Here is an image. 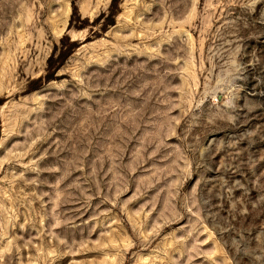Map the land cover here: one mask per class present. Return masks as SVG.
Wrapping results in <instances>:
<instances>
[{
	"label": "rangeland",
	"instance_id": "rangeland-1",
	"mask_svg": "<svg viewBox=\"0 0 264 264\" xmlns=\"http://www.w3.org/2000/svg\"><path fill=\"white\" fill-rule=\"evenodd\" d=\"M0 264H264V0H0Z\"/></svg>",
	"mask_w": 264,
	"mask_h": 264
},
{
	"label": "trees",
	"instance_id": "trees-1",
	"mask_svg": "<svg viewBox=\"0 0 264 264\" xmlns=\"http://www.w3.org/2000/svg\"><path fill=\"white\" fill-rule=\"evenodd\" d=\"M113 23H114V14L110 13L109 15H107V19H106L105 24L106 25H111ZM76 44H77L76 41H72V43H71V45H74V46H76ZM74 46H72V47H74Z\"/></svg>",
	"mask_w": 264,
	"mask_h": 264
}]
</instances>
